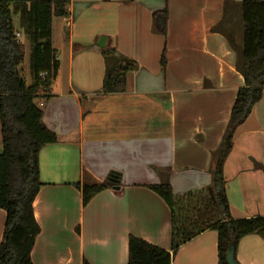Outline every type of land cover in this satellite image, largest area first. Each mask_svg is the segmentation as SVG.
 Listing matches in <instances>:
<instances>
[{"label": "crops", "instance_id": "crops-1", "mask_svg": "<svg viewBox=\"0 0 264 264\" xmlns=\"http://www.w3.org/2000/svg\"><path fill=\"white\" fill-rule=\"evenodd\" d=\"M49 1H67L68 14L53 18L60 69L37 102L58 142L39 154L43 186L34 215L41 233L32 263L128 264L130 237L172 254V210L150 187L162 183L164 172L179 197L212 185L214 154L245 86L236 53L214 30L225 0ZM165 9L167 36L156 32L153 17ZM238 20L228 13V27ZM14 27L25 46L24 30ZM108 49L138 65L127 75L125 93H103ZM113 171L121 174L120 190L100 192L84 206L75 185L86 174L103 182ZM223 173L232 217H264V93L236 130ZM5 222L0 209V245ZM236 260L264 264V236L244 237ZM172 264H219L218 233L207 230L181 245Z\"/></svg>", "mask_w": 264, "mask_h": 264}, {"label": "trees", "instance_id": "trees-1", "mask_svg": "<svg viewBox=\"0 0 264 264\" xmlns=\"http://www.w3.org/2000/svg\"><path fill=\"white\" fill-rule=\"evenodd\" d=\"M67 1L0 0V124L3 152L0 155V209L6 212L0 264H33L31 255L41 227L34 215V202L43 186L40 181L39 154L58 137L43 123V111L38 107L42 94H47L57 79L60 65L52 46L54 17L67 16ZM238 13L243 21V42L238 47L230 37L227 16ZM19 15L20 26L31 44L30 69L33 84L28 86L21 66L25 46L18 41L13 18ZM156 32L167 36V9L153 15ZM222 33L236 53V70L245 86L237 93L231 116L219 149L214 154L210 187L184 197L174 195L168 172L161 173L162 183L151 186L172 210V254L142 239L130 237L128 264H172V257L181 245L207 230L218 233L219 264H228L226 254L231 245L235 256L240 241L249 235L264 236V217L236 220L232 217L226 194L224 163L233 149L234 134L251 115L264 93V0H225L224 19L214 29ZM236 31V30H234ZM106 74L103 93L122 94L127 91V75L137 70L135 61L118 57L115 49L104 52ZM162 64L165 66L166 57ZM46 75V76H44ZM82 192L83 205L100 192L114 188L108 179L76 184ZM88 264V263H85Z\"/></svg>", "mask_w": 264, "mask_h": 264}, {"label": "rangeland", "instance_id": "rangeland-1", "mask_svg": "<svg viewBox=\"0 0 264 264\" xmlns=\"http://www.w3.org/2000/svg\"><path fill=\"white\" fill-rule=\"evenodd\" d=\"M19 25L20 23H19L18 17L14 16V26L19 27ZM236 31L235 32H236L237 37L239 35V37L241 38L243 42V21L240 16H239V20L237 21ZM228 34L230 35V37H233L235 44H238V40L236 41L235 34L231 32H228ZM23 42L25 43V46H26V56H25L24 63L21 66V70H22L23 76L25 77L27 85L31 86L33 84V77H32L31 69H30L31 44L27 37L23 39Z\"/></svg>", "mask_w": 264, "mask_h": 264}, {"label": "water", "instance_id": "water-1", "mask_svg": "<svg viewBox=\"0 0 264 264\" xmlns=\"http://www.w3.org/2000/svg\"><path fill=\"white\" fill-rule=\"evenodd\" d=\"M121 174L113 171L110 175V177L108 178V180L114 184V188L115 190H120V183H121ZM226 261L228 264H239L236 260V256H235V248L233 245L230 246L227 254H226Z\"/></svg>", "mask_w": 264, "mask_h": 264}, {"label": "built area", "instance_id": "built-area-1", "mask_svg": "<svg viewBox=\"0 0 264 264\" xmlns=\"http://www.w3.org/2000/svg\"><path fill=\"white\" fill-rule=\"evenodd\" d=\"M16 37H17L18 41H20V34L17 33ZM44 76H46V75H44Z\"/></svg>", "mask_w": 264, "mask_h": 264}]
</instances>
